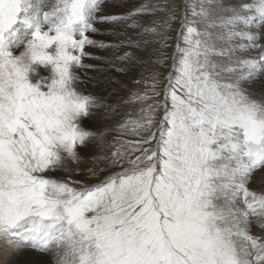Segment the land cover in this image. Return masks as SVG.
I'll return each mask as SVG.
<instances>
[{"label":"snow or ice","instance_id":"obj_1","mask_svg":"<svg viewBox=\"0 0 264 264\" xmlns=\"http://www.w3.org/2000/svg\"><path fill=\"white\" fill-rule=\"evenodd\" d=\"M121 26L137 38H94ZM22 28L28 50L13 55ZM262 41L264 0H0V240L53 264H264V191L249 187L264 171V87L247 86L264 77ZM88 46L148 60L125 51L120 67ZM85 58L149 73L125 101L134 119L83 126L119 115L84 93L86 70L103 71Z\"/></svg>","mask_w":264,"mask_h":264},{"label":"rangeland","instance_id":"obj_2","mask_svg":"<svg viewBox=\"0 0 264 264\" xmlns=\"http://www.w3.org/2000/svg\"><path fill=\"white\" fill-rule=\"evenodd\" d=\"M34 2H39V0H34ZM45 2H53V0H45ZM155 2L156 0H129V5L132 6L141 3H155ZM188 2L192 3L193 0H188ZM222 2L227 5L229 3H236V0H222ZM247 2H251V0H247ZM176 3L180 5L181 10L185 8V0H176ZM157 18H159V14ZM189 18L191 17L189 16ZM172 27L176 28V24H173ZM252 28L254 31H259V26L255 23L253 24ZM31 31L32 29L22 28L20 30V33L27 35V37L30 38ZM137 31L139 30L130 29L125 26H121L117 28L116 32H114L113 34H108V31H105L102 34L95 36L94 38L98 40H103L106 44L108 43L115 44L118 43L119 40L125 39L127 36H132L134 39L137 38L135 36V33ZM116 33H123V34L118 36ZM9 40L12 42L13 39L10 37ZM25 42L26 40L24 42L22 41V43L21 41L19 42L16 41V43L20 44V47L15 48L13 50L10 47L9 50L13 51V55H18L23 50ZM240 42L241 41L237 40V43ZM86 50L88 52L94 53L95 55L107 57L111 59L115 64H117V66L120 67L127 66L129 62H120L115 58L123 54L125 51H133L137 56L142 57L145 61L148 60V57L144 54V51L142 49L136 50L132 48L122 47L119 50L116 49L99 50L88 46ZM167 51L170 54L174 52L172 47H170ZM251 54L254 55V52ZM153 59L155 58L153 57ZM85 63L97 65L100 69H103V71H94L92 69L86 70L88 76L92 77L93 79L90 82L82 85L84 93L85 94L93 93L100 96L101 98H106L109 104L117 106V112L119 113V115H117L114 119H102L104 112L103 109H100L95 112V115L91 119L85 118L82 122L83 126L86 129L100 131L102 128L106 126L107 127L114 126L117 123V121L122 122L124 119H134L135 115L139 111L138 105H136L135 103L127 104L125 103V101L129 100L130 92L138 87L137 85H134L133 80H138L142 72L145 76H148L149 73L145 71V69L139 64H137L134 68H132L131 71L125 73V72L116 71L115 68L110 67L109 64L105 63L102 60L85 58ZM37 73L39 76H47L50 74V68H45L43 66H40L37 69ZM77 74L81 75V78L83 79L82 72L77 70ZM261 80H264V77H259L254 82H250L249 85H247L256 95H259L261 88L264 87V85L261 84ZM97 81L100 82L97 83ZM144 86L147 87V85ZM117 137H121V134L117 131H113L111 135L107 137V139L112 142L114 148L119 147V144L116 143V139H115ZM122 138L130 139V137H122ZM79 153L83 158V161L80 163L79 167L81 169H86L91 164V160H90L91 149L81 147L79 149ZM68 166L76 167V165H74L72 162H69ZM104 174L106 173H102L101 176H103ZM51 175L59 178L62 177L64 173L56 172V173H52ZM262 177H264V171H257V173H255L254 179L252 183H250L249 185L251 190L257 192L264 191V183L261 182ZM76 179H84V176L77 174ZM96 179L97 178L89 179L88 182L95 183ZM13 248L14 247L8 245L7 241L0 240V264H53V258L51 253L39 254L37 252L30 250V247L25 246L23 250H20L18 254L14 255V253H16L17 251L13 250Z\"/></svg>","mask_w":264,"mask_h":264},{"label":"bare ground","instance_id":"obj_3","mask_svg":"<svg viewBox=\"0 0 264 264\" xmlns=\"http://www.w3.org/2000/svg\"><path fill=\"white\" fill-rule=\"evenodd\" d=\"M55 0H53V2H54ZM175 29V28H174ZM177 35V32H175V31H173L172 32V36L173 37H175ZM21 38H22V40H21ZM27 35H24V34H22V33H19V35H18V37L15 39V40H12V42L13 43H16V41H21V43H22V41L24 42L25 40L27 41ZM10 48V47H9ZM172 49H173V51L175 50L174 49V46L172 47ZM13 250H15V248H13Z\"/></svg>","mask_w":264,"mask_h":264},{"label":"clouds","instance_id":"obj_4","mask_svg":"<svg viewBox=\"0 0 264 264\" xmlns=\"http://www.w3.org/2000/svg\"><path fill=\"white\" fill-rule=\"evenodd\" d=\"M27 46H28V41L25 42L23 50L18 55H22V54L26 53L28 50ZM23 60L25 63H28V58L26 55L23 56ZM12 247H14V246H12Z\"/></svg>","mask_w":264,"mask_h":264}]
</instances>
